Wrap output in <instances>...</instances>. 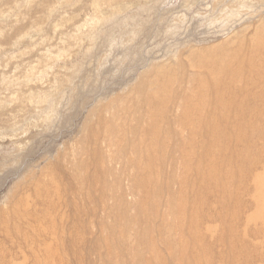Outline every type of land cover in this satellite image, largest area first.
<instances>
[{
	"label": "rangeland",
	"instance_id": "obj_1",
	"mask_svg": "<svg viewBox=\"0 0 264 264\" xmlns=\"http://www.w3.org/2000/svg\"><path fill=\"white\" fill-rule=\"evenodd\" d=\"M256 34L264 36V0H0V264H129L145 251L137 242L142 193L125 176L121 215L115 206L107 211L97 193L89 204L81 200L87 192H77L74 177L87 173L77 157L81 144L92 129L104 134V118L147 70L178 66L193 52L219 55L218 46L234 48ZM263 105L249 118L259 129L237 144L250 150L251 173L238 190L236 232L225 233L231 252L222 239L231 222L219 217L221 196L212 189L196 202L197 231L213 242L211 264H227L230 255L234 264H264ZM106 163L119 174V163ZM167 198L149 215L154 229L168 223L162 238L178 248L189 238L171 225ZM89 208L94 216L84 214ZM159 249L168 256L162 241Z\"/></svg>",
	"mask_w": 264,
	"mask_h": 264
},
{
	"label": "bare ground",
	"instance_id": "obj_2",
	"mask_svg": "<svg viewBox=\"0 0 264 264\" xmlns=\"http://www.w3.org/2000/svg\"><path fill=\"white\" fill-rule=\"evenodd\" d=\"M263 37L256 34L230 49L221 50L222 46H218L219 55L193 52L178 66L147 70L146 77L132 90V96L121 99L110 120L104 118V134L92 129L88 143L81 144L77 157L81 159L80 169L83 172L85 168L87 173L74 177L77 192L82 195L87 192L86 200L81 198L83 203L89 204L90 197L97 193L96 199L107 211L112 213L109 207L115 206L121 215L123 176L131 189L142 193L137 242L145 251L139 249L129 264H211L206 253L211 247L208 244L213 242L206 244L197 231L201 209H197L196 202L202 193L208 194L212 189L222 198L223 212L219 217L231 222L226 223L222 239L226 240L229 252L233 250L226 234L236 232L237 207L242 203L238 190L251 173V164H247L250 150L238 148L237 144L243 145L248 133L258 130L261 123H249V118H256L252 112L264 104L259 107L256 103L264 96ZM114 117L120 121L119 125L114 124ZM106 161L119 163V174H113L115 171ZM167 162L172 163V171L165 169ZM175 167L180 169L177 177ZM194 171L199 177L190 176ZM72 184L68 182L65 188L71 189ZM174 184L178 187L174 188ZM162 194L169 196L171 225L189 238L182 239V244L178 242L181 244L178 248L162 238L168 223L162 222L154 229V220L149 215L150 210L157 212L156 204ZM150 199L155 204H150ZM95 211L89 208L84 214L94 216ZM160 241L167 246L168 256L160 254ZM229 258L227 264H234L233 255Z\"/></svg>",
	"mask_w": 264,
	"mask_h": 264
}]
</instances>
